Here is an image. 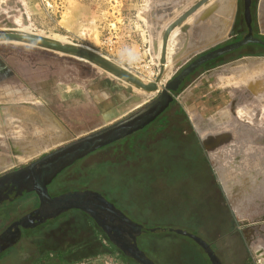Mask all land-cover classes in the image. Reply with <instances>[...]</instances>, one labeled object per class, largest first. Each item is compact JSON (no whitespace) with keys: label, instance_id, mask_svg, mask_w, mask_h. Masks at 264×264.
<instances>
[{"label":"rangeland","instance_id":"obj_1","mask_svg":"<svg viewBox=\"0 0 264 264\" xmlns=\"http://www.w3.org/2000/svg\"><path fill=\"white\" fill-rule=\"evenodd\" d=\"M198 1L200 0H0V33H21L81 49H92V53L95 52L138 79L151 74L146 79L149 84L157 80V74L161 73L159 46L167 25ZM222 1L211 0L213 4L208 2L194 14V20L187 22L189 28H203L201 39L208 34L206 28L210 23L222 16V13L215 15L218 7L215 10L212 8L217 2L223 5ZM244 3L245 0L234 2L233 19L234 22L238 21L234 30L232 28L224 38L212 39L208 43L201 41V45L187 57H179L184 50L182 45L188 43V39H184V31L180 32L171 53L174 58L172 74L159 85V90L155 91L157 93L153 92L150 97L143 96L147 92L144 88L86 57L23 39H0V66L1 58L26 60L30 65L27 80L30 81L31 75L35 77L34 81L21 83L15 76L0 74V85L8 81L11 86H16L23 92L9 97L13 101H21L18 105H14V102L13 105H0V160L9 161L19 154L23 156L27 142L35 141L34 146L37 147L34 154L23 156L16 162L10 161L6 166L0 165V176L36 161L68 143L66 141L69 139L72 141L83 137L136 112L154 100L197 57L230 42L231 37L242 38L248 31ZM166 6L171 7L170 11ZM208 8L212 9L210 14L206 13ZM253 12L255 32L264 36V0H254ZM256 50L261 49L255 46L248 49L252 52ZM235 54L236 57L242 56ZM254 59L260 63L264 61V58ZM209 66L211 65L200 71ZM253 67L251 66L249 75L256 80L257 75L264 70L253 71ZM194 79L195 77L189 83ZM262 86L252 89L254 94H259V90L264 89ZM28 97L33 100H23L29 99ZM40 103L42 105H38ZM243 104L239 105V110L243 108L245 111L240 114L238 110L239 116L249 113L250 104L246 101ZM181 106L183 112L176 105L164 115L169 118L168 127L164 131L156 134L155 130H149L139 134L132 144H116L104 148L66 170L57 182L66 191H98L131 221L148 229V232L139 237L138 243L156 264H211L203 247L193 238L178 233V230L189 232L211 244L222 264H264V253L258 252L255 244H248L242 233L244 227H241L235 214H232V208H227V200L222 197V194L225 197L226 187L219 174L216 170H213L214 173L209 172L202 151H197V146L195 147L198 143L194 142L197 132L192 131L194 126L190 119V116L193 117L191 110ZM230 106L189 105V108L192 107V111L204 118L220 114L218 121L214 118L207 122L208 125L213 122L215 128L230 126L233 121L236 128L240 121L238 118L233 117L229 110L220 113ZM259 108H263V105L250 106L256 114L253 121L264 127V118L259 116L262 115V110ZM28 109L32 112H27ZM44 109L49 111L56 125H28L33 123L29 121L32 117L30 114L33 111L48 114ZM222 115H229L228 123H220V119L225 118ZM246 119L247 117L241 118L240 122L245 123ZM18 125L23 127V133L19 136L15 133ZM65 130L68 138L63 141L59 136ZM183 131L193 136L188 137ZM17 139H21V146H17ZM39 139L43 140L37 141ZM61 142L64 144L59 145ZM28 149L30 150L29 147ZM206 150L209 155L208 149ZM226 162L229 167L231 160ZM240 175L245 174H236V179L232 176L233 184L240 183ZM214 177L217 185L214 184ZM241 183L239 187H234L240 191V197L243 185L246 187L248 182ZM238 199L235 201L238 202ZM37 204L36 199L30 201L23 198L8 204L9 208L0 206V234ZM259 224L261 223H256ZM0 264L132 262L112 245L93 219L83 212L71 211L25 232L14 247L0 254Z\"/></svg>","mask_w":264,"mask_h":264},{"label":"water","instance_id":"obj_2","mask_svg":"<svg viewBox=\"0 0 264 264\" xmlns=\"http://www.w3.org/2000/svg\"><path fill=\"white\" fill-rule=\"evenodd\" d=\"M209 1L210 0L198 1L166 28L163 34L161 75L165 69L164 65L167 61V45L173 30L190 16L195 14ZM244 6V16L249 27L248 34L238 41L211 50L192 61L166 85L159 97L151 104L145 106L137 113L122 121L79 138L27 166L0 176V200L3 198H9V195L6 192L7 190H10V192L15 191L14 198L24 196L30 192H36L40 199V204L35 211L14 222L12 227L0 236V254L18 243L22 235V227L33 229L70 210H81L90 215L96 221V223L105 231V233H107L111 240L126 256L134 259L140 264H156L140 248L138 243L139 236L144 232H148V229L141 224L131 221L124 212L118 209L112 202L108 201L102 194L93 191H85L52 196L49 192V185L61 171L72 165L76 160L81 159L89 153L115 142L128 134L142 129L149 124L159 116L174 99L172 91L179 90L186 78L204 64L226 54L236 52L251 44H257L264 47V39L255 36L253 31L251 10L252 0H245ZM0 39H23L61 52L78 54L106 67L116 75H119L148 91L159 90L158 82L160 78L150 84L142 83L132 75L119 69L101 56H98L89 50L21 33H0ZM177 232L189 236L199 243L209 254L213 264H222L219 257L204 239L186 231L178 230Z\"/></svg>","mask_w":264,"mask_h":264},{"label":"crops","instance_id":"obj_3","mask_svg":"<svg viewBox=\"0 0 264 264\" xmlns=\"http://www.w3.org/2000/svg\"><path fill=\"white\" fill-rule=\"evenodd\" d=\"M166 8H169L170 11L171 7L166 6ZM179 16L172 19L167 26ZM233 17L234 12L230 25L222 24L220 27L218 26L217 19H214L209 27L206 28L209 31L208 34H205L206 38L203 37L202 39L203 28L201 30L189 28L187 22H191L192 20L188 21V19L184 21V23H181L177 29L175 28V31L179 30V28L180 32L184 31V39H188V43L186 44L188 47L185 44L182 45L184 50L180 53L179 57L184 55L187 57L192 54L195 48L201 45V41L202 43L203 41L208 43L212 39L224 38L233 28ZM254 58L261 59L264 58V56H238L231 61L206 68L195 77L194 80L188 83L184 90L177 96V100L185 109L191 110L190 114L193 115V117L190 116V119L202 142L209 151L208 156L211 164H213V170L217 171L221 178L220 180L223 181L226 187L225 196L239 224L241 227H244V237L250 246L255 244V247L258 248V252L264 253V127L255 124L256 122L253 121V116L256 114L254 110L250 109L251 105H263V108L259 109L262 110V115L264 114V89L259 90V94L257 95L254 94L252 90L253 87L257 88L259 86L260 88L262 85L264 86V82H262L264 81V71L257 75L258 81L256 80L254 82V79H251V82H247L248 84L242 82L243 84L239 83L240 85L231 83V81L245 77L247 73L249 74V72H251V66L261 64L260 61H255ZM1 64L0 74H4L6 77L15 76L21 83L35 80L34 75L29 76L30 81L27 80L29 72L28 66L30 65L26 60L12 61L1 58ZM4 83L5 84L0 85V99H2V101L0 100V105H13V102L14 105H18L17 103L21 101H13V98L9 97L10 95L23 93L22 90L16 86H11V82L7 81ZM9 89L11 90L8 91ZM3 99H7V101H3ZM23 100L33 99L29 98ZM245 101L250 104L248 105L249 113L248 115L239 116L237 114L239 105H244L243 103ZM38 105H42V103ZM189 105H231L230 107H225L220 113L224 110H229L233 117L235 116L238 120L241 121V118L244 117H247V119L245 123L239 121L236 128L234 127L235 122L233 121L230 126H222L219 129L215 128L216 126L213 122L209 125L207 122H210V120L213 121L214 118L217 119L220 117V114L204 118L192 111L193 108H189ZM44 112H47V109H44ZM47 113L50 114L49 111ZM262 115L259 116L264 118ZM50 117L53 118L51 114ZM242 120L244 121V119ZM53 121L56 123L55 119H53ZM263 123L262 125L264 126ZM67 134L68 132L66 130L62 131L59 137L64 141L68 138ZM220 137H224L225 139L222 138V140ZM215 138L217 140H214ZM208 140L215 144L217 143L213 146L214 148L212 146L210 149L208 148L206 145ZM69 141H71V139L66 142ZM62 144H64V142H61L59 145ZM227 160H231V162H229L231 166L229 165V167L227 166ZM239 173L245 175L239 176V178L241 177L240 183L234 182L233 184V177L236 179V174ZM244 181L248 182V184L246 187L243 185L244 188L242 189V195L240 197V191L238 189L235 190L234 187L235 185L239 187L242 184L241 182ZM236 199H238V202L235 201ZM256 223L261 224L256 225Z\"/></svg>","mask_w":264,"mask_h":264},{"label":"flooded vegetation","instance_id":"obj_4","mask_svg":"<svg viewBox=\"0 0 264 264\" xmlns=\"http://www.w3.org/2000/svg\"><path fill=\"white\" fill-rule=\"evenodd\" d=\"M253 6H254V0H252V6H251V10H252V27H253V31H254V34H255V36H257V37H260L259 35H257V33L255 32V28H254V12H253ZM246 21V20H245ZM238 21H235L234 22V25H233V30L236 28H234V26H236V24H238L237 23ZM246 24H247V22H246ZM248 26V25H247ZM248 32H249V27H248V31H247V33L245 34V35H247L248 34ZM239 35V33L237 34V36ZM244 35V36H245ZM233 36V35H232ZM243 36V37H244ZM263 36V35H262ZM242 37V38H243ZM232 38V40L230 41V42H227V43H225V44H223V45H221V46H224V45H226V44H228V43H232V42H234V41H238V40H240V39H242V38H240V39H234L233 37H231ZM260 38H263V37H260ZM264 39V38H263ZM221 46H218V47H221ZM251 46H255V47H258V48H260L261 50V54L260 55H264V47L263 46H261V45H257V44H251V45H248V46H246V47H244V48H242V49H240V50H238V51H236V52H232V53H229V54H226V55H224V56H221L220 58H218V59H215V60H212V61H210V62H208V63H206V64H204L203 66H201L197 71H195L193 74H191L188 78H186V80L184 81V83L182 84V86L179 88V90H177V91H172V94H173V96H174V99L168 104L169 106L159 115V116H157L154 120H152L149 124H147L146 126H144L142 129H139V130H137V131H135V132H133V133H131V134H128V135H126L125 137H123V138H121V139H119V140H117V141H115V142H112V143H110V144H108V145H106V146H104V147H102V148H99V149H97L96 151H94V152H91V153H89L88 155H86L85 157H83V158H81V159H78V160H76L72 165H70V166H68L67 168H65L63 171H61L56 177H55V179L52 181V183L49 185V192H50V194L52 195V196H59V195H63V194H70V193H76V192H85V190L84 189H81V190H79V189H75L74 191H66V190H63V189H61V186H60V183H58L57 181H58V179H59V177L66 171V170H68L69 168H71V167H73L75 164H77V163H79V162H81V161H83L84 159H86V158H88L90 155H92V154H94V153H96V152H98V151H100V150H103L104 148H107V147H109V146H112V145H116V144H126V143H133L134 141H135V139H136V137L139 135V134H141V133H144V132H146V131H156V134H158V133H160L161 131H164L167 127H168V123H169V118L168 117H165L166 115V113L169 111V110H171L175 105H180L179 104V102H178V100H177V96L184 90V88L188 85V83H189V81L193 78V77H196L197 75H199L200 73H201V69H204L207 65H211V66H214V65H216L218 62L219 63H223V62H227V61H231V60H233L234 59V57H236V54L235 53H237L238 55H242V56H252V55H248V54H246V52H249L248 51V49L251 47ZM218 47H216V48H218ZM216 48H214V49H216ZM214 49H211V50H214ZM210 50V51H211ZM256 51H259V50H256ZM209 52V51H208ZM207 53V52H206ZM205 54V53H204ZM234 54H235V56H234ZM203 55V54H202ZM201 56V55H200ZM229 56V57H228ZM258 56V55H257ZM226 57H228V58H226ZM198 58V57H197ZM196 58V59H197ZM218 63V64H219ZM211 66H209V67H211ZM204 71V70H203ZM162 92V91H161ZM161 94V93H160ZM159 94V95H160ZM159 95L155 98V99H157L158 97H159ZM154 99V100H155ZM154 100H152L151 102H149V103H147L145 106H147V105H149V104H151ZM145 106H143V107H141L139 110H137L136 112H134V113H132V114H130V115H128V116H126L125 118H122V119H120V120H118L117 122H119V121H122V120H124V119H126V118H128V117H130L131 115H133V114H135V113H137L138 111H140L142 108H144ZM181 108H182V106H181ZM183 109V108H182ZM165 115V116H164ZM117 122H115V123H117ZM115 123H112L111 125H113V124H115ZM110 126V125H109ZM106 127H108V126H106ZM106 127H104V128H106ZM193 127V126H192ZM104 128H102V129H104ZM102 129H99V130H102ZM99 130H96L95 132H97V131H99ZM192 131L195 133V128L193 127L192 128ZM197 132V131H196ZM92 133H94V132H92ZM91 134V133H90ZM183 134H185V135H187L188 137H192L193 136V134H188L186 131H183ZM87 135H89V134H87ZM86 136V135H85ZM195 136H197V139H196V141H194L195 143H197V142H199L200 144H201V146H203V148H204V151L206 152V155H207V157H208V159H209V162H208V169H209V172L210 173H214L213 171H211V169H213L212 168V164H211V161H210V158H209V156H208V153H207V150H206V148H205V145H204V143L202 142V140H201V138H200V136L198 135V133H197V135H196V133H195ZM84 137V136H83ZM79 138H82V137H79ZM79 138H76L75 140H77V139H79ZM75 140H72V141H70V142H68V143H66V144H69V143H71V142H73V141H75ZM66 144H64V145H66ZM64 145H62V146H64ZM62 146H60V147H62ZM197 145H195V147H196ZM60 147H58V148H60ZM58 148H56V149H54V150H52V151H50L49 153H51V152H53V151H55V150H57ZM195 150V149H194ZM193 150V151H194ZM49 153H47V154H49ZM47 154H44L43 156H45V155H47ZM43 156H41L40 158H42ZM39 158V159H40ZM38 160V159H37ZM36 160V161H37ZM34 162V161H33ZM32 163V162H31ZM29 165V164H28ZM27 166V165H26ZM24 167V166H23ZM22 168V167H21ZM20 169V168H19ZM16 170H18V169H16ZM14 171V170H13ZM10 172H12V171H10ZM9 173V172H8ZM214 179H215V177H214ZM214 184L215 185H217V182H216V179L214 180ZM217 187V186H216ZM221 188V187H220ZM57 190V192H55V193H53L52 192V190ZM222 189V188H221ZM88 191H93V192H97V193H99L98 191H95V190H93V189H89ZM7 192V194L9 195V198H3V199H1L0 200V206H6V207H8V204H13V203H15V202H17L18 200H20V199H23V198H26V199H30V201L32 200V199H36V202H38V204L36 205V207H34L31 211H29L28 213H25L22 217H20L18 220H20L21 218H23V217H25V216H27V215H29V214H31L33 211H35L37 208H38V206H39V204H40V199H39V196L37 195V193L36 192H30V193H27V194H25L24 196H20V197H17V198H14V196H15V191H11L10 192V190H7L6 191ZM222 193V192H221ZM222 197L224 198V199H226L227 200V198H226V196L224 197V194H222ZM226 206H227V208L229 207V203H228V200H227V204H226ZM5 207V208H6ZM9 208V207H8ZM71 211H80V212H83L84 214H86V216H88L89 218H91V219H93L90 215H88L87 213H85L84 211H81V210H70V211H68V212H71ZM68 212H65V213H68ZM232 212V211H231ZM65 213H63V214H65ZM62 214V215H63ZM233 214V213H232ZM62 215H60V216H62ZM59 216V217H60ZM58 218V217H57ZM57 218H54V219H57ZM54 219H50V220H54ZM18 220H15L14 222H16V221H18ZM94 220V219H93ZM49 221V220H48ZM47 221V222H48ZM95 221V220H94ZM14 222L11 224V225H9L1 234H0V236L4 233V232H6L7 230H9L11 227H12V225L14 224ZM46 222V223H47ZM96 222V221H95ZM45 224V223H44ZM43 225V224H42ZM41 226V225H40ZM99 226V225H98ZM100 227V226H99ZM101 228V227H100ZM31 228H25V227H22V235H21V237H20V239H19V241L22 239V237H23V235H25V232H27V231H29ZM102 229V228H101ZM103 230V229H102ZM104 231V230H103ZM104 233H105V231H104ZM145 233V232H144ZM143 233V234H144ZM243 233V232H242ZM106 235H107V233H105ZM143 234H141V236H139V237H142V235ZM244 236V235H243ZM107 237H108V239L110 240V242L112 243V245H114V247H116L117 249H118V251H120L123 255H124V257L126 258V259H128L130 262H132V264H140V263H138L137 261H135L134 259H132V258H130V257H128V256H126L125 254H124V252L111 240V238L107 235ZM245 238V237H244ZM246 239V238H245ZM18 241V242H19ZM138 241H139V238H138ZM209 244V243H208ZM16 245V244H15ZM14 245V246H15ZM210 246H211V244H209ZM13 246V247H14ZM12 248V247H11ZM212 248V247H211ZM10 249V248H9ZM204 249V248H203ZM204 251H205V249H204ZM73 253V251L71 252V254ZM205 254L207 255V257H208V259L210 260V262H211V264H213V262L211 261V258H210V256H209V254L205 251ZM222 262V261H221Z\"/></svg>","mask_w":264,"mask_h":264},{"label":"bare ground","instance_id":"obj_5","mask_svg":"<svg viewBox=\"0 0 264 264\" xmlns=\"http://www.w3.org/2000/svg\"><path fill=\"white\" fill-rule=\"evenodd\" d=\"M234 1L235 0H223L222 2H224V4L223 5H221V3H219V2H217V3H214V7L212 6V8L215 10L216 9V7H218V10H217V12H216V14L215 15H218V14H220V13H222V19H221V17L219 16V17H217V23H218V26L220 27L222 24L224 25H230V22H231V19H232V15H233V10H234ZM209 2H211V0L209 1ZM208 3V2H207ZM206 3V4H207ZM212 3V2H211ZM205 4V5H206ZM209 4V3H208ZM213 4V3H212ZM204 5V6H205ZM218 5V6H217ZM203 6V7H204ZM203 7H201L198 11H200V10H202L203 9ZM222 9V10H221ZM208 11L206 12L207 14L209 13H211V11H212V9L210 8H208L207 9ZM197 11V12H198ZM196 12V13H197ZM206 13H203L204 15L206 14ZM160 14V13H159ZM197 15V14H196ZM181 16V15H180ZM179 16V17H180ZM201 16V15H200ZM203 16V15H202ZM206 16V15H205ZM214 16V15H213ZM194 17H195V15L193 14L192 16H190L189 18H188V21H191V20H193L194 19ZM176 21V20H175ZM186 21V20H185ZM174 22V21H173ZM172 22V23H173ZM184 23V22H183ZM181 25V24H180ZM177 27H179V25L177 26ZM177 27H176V29H177ZM178 33H180V28H179V30H176L175 31V29L173 30V32H172V34H171V36H170V38H169V42H168V45H167V61H166V63H165V65H164V67H165V69H164V71H163V74L161 75V73H159V74H157L158 75V78H160V80H159V82H158V84L159 85H161V84H163L170 76H171V74H172V70H173V65H174V62H172V60H174V58L171 56V53L174 51V49H175V47L174 46H176V44H177V41H178ZM56 39H59V38H56ZM60 40V39H59ZM61 41V40H60ZM59 42V41H58ZM85 49H87V50H89L90 52H92V49H89V48H86L85 47ZM171 50V51H170ZM161 52L163 53V39L161 40V43H160V46H159V57L161 56V59H162V55H161ZM94 54H95V52H93ZM96 55H98V54H96ZM101 55V54H100ZM99 56V55H98ZM161 67H162V63H161ZM264 67V61H263V63H261L260 65H257V66H254L252 69H253V71H258V70H262V68ZM149 72V71H148ZM250 73V72H249ZM253 73V72H252ZM153 74H155V73H153ZM156 75V74H155ZM114 76V75H113ZM150 76H151V74H149V75H145L143 78H141V79H138L137 77H135L136 79H138L139 81H141L142 83H145V84H148V79H147V77L148 78H150ZM134 77V76H133ZM248 77V78H247ZM152 78V77H151ZM158 78H157V80H158ZM247 78V79H246ZM253 77L252 76H250L248 73H247V75L245 76V77H241V78H239V79H235L234 81H231V83L232 84H238L239 82H241V81H245V80H247V81H245V82H251V79H252ZM147 79V80H146ZM259 79V78H258ZM150 80H152V79H150ZM149 80V81H150ZM157 80H153V82H155V81H157ZM257 80V79H256ZM256 80H254V82L256 81ZM147 81V82H146ZM152 82V83H153ZM224 82V81H223ZM262 82H264V81H262ZM151 83V82H150ZM149 83V84H150ZM228 84H231L230 82H227ZM253 84H255V83H253ZM252 85V84H251ZM263 87V86H262ZM251 88V87H250ZM160 89H161V87H160ZM253 90H256V87H253L252 88ZM259 89V88H258ZM146 90V89H145ZM142 92V91H141ZM151 92V93H150ZM153 92H155V91H149L148 92V90H147V92H143L144 93V97H150V96H152L153 95ZM142 93V94H143ZM155 93H157V92H155ZM142 96V97H143ZM131 100H132V98H131ZM19 112H20V109L18 110ZM245 110L242 108V109H240L239 110V112H240V114H242L243 112H244ZM27 112H32V111H30V109H28V111ZM36 111H33V113L32 114H30V116H32L31 117V119L29 120L30 122H33L32 124L31 123H29L28 125H37V124H41L42 126H49V125H51L52 123H54V121H53V119L48 115V114H46V113H42V112H37V113H35ZM35 113V114H34ZM227 113V111L225 112V114ZM223 117H225V118H223V120L222 119H220L221 121H220V123H228V121L230 120V118H229V115H222ZM219 118V117H218ZM13 120V119H12ZM16 120V119H15ZM17 120H19L18 118H17ZM14 121V120H13ZM217 121H218V119H217ZM16 122H18V121H16ZM17 124V123H16ZM55 124V123H54ZM230 124V123H229ZM232 124V123H231ZM27 125V126H28ZM56 125V124H55ZM32 127V126H31ZM20 128V129H19ZM1 129L2 128H0V131H1ZM22 129H23V127L21 126V125H18V129L16 130L15 129V133L19 136L20 134H22L23 133V131H22ZM45 130V129H44ZM56 130V129H55ZM26 132L28 131V130H25ZM30 131V130H29ZM49 133V132H48ZM52 134H54V133H52ZM48 135V134H47ZM36 136V135H35ZM38 136V135H37ZM50 136V135H49ZM62 137V136H61ZM221 139L222 138H224V137H220ZM227 138V137H226ZM52 139H54V138H52ZM225 139V138H224ZM18 140V145L17 146H21L20 144V140L21 139H17ZM41 140H43V139H39V140H37V141H41ZM211 140V139H210ZM210 140H208L207 142H206V145L208 146V148L210 149L211 148V146L213 147V146H215L216 144L214 143V142H210ZM214 140H217L216 138L214 139ZM223 140V139H222ZM221 140V141H222ZM52 140H50V142H51ZM54 141V140H53ZM213 141V140H212ZM50 142H48V143H50ZM20 143V144H19ZM22 143H24V141L22 142ZM219 143V142H218ZM26 145H27V148H26V152H25V154L23 153V156H26V155H28V154H34L36 151H37V147L36 146H34L35 145V141L32 143V142H27L26 143ZM43 146V145H42ZM42 146H40V148L42 147ZM48 146V145H47ZM28 147L30 148V150L28 149ZM214 148V147H213ZM28 149V150H27ZM15 151H13V153H14ZM16 154L17 153H19V152H15ZM16 154H14V155H16ZM20 155V154H19ZM17 155L15 158L14 157H12L9 161H1L0 160V165H2V166H6L8 163H10V161L11 162H16L17 160H21V158H23V156L22 155Z\"/></svg>","mask_w":264,"mask_h":264},{"label":"trees","instance_id":"obj_6","mask_svg":"<svg viewBox=\"0 0 264 264\" xmlns=\"http://www.w3.org/2000/svg\"><path fill=\"white\" fill-rule=\"evenodd\" d=\"M257 35H258V34H257ZM259 36L264 38V36H262V35H259ZM246 54H248V55H260V54H261V51H255V52L249 51V52H246ZM175 106H176V105H175ZM177 106H179V111H180V112H183V109L181 108V105H177ZM198 150H201V151H202V153H203V158H205L206 161H207V163H208V162H209V159H208V157H207V155H206V153H205L203 147L201 146V144H200L199 142L197 143V151H198ZM211 171H213V169H211Z\"/></svg>","mask_w":264,"mask_h":264}]
</instances>
